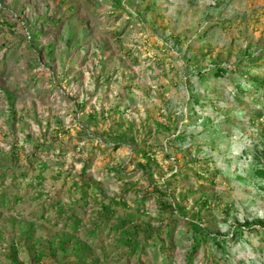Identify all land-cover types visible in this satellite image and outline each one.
Returning a JSON list of instances; mask_svg holds the SVG:
<instances>
[{"label": "rangeland", "instance_id": "374dc122", "mask_svg": "<svg viewBox=\"0 0 264 264\" xmlns=\"http://www.w3.org/2000/svg\"><path fill=\"white\" fill-rule=\"evenodd\" d=\"M29 2L23 16L30 24L44 16L62 22L52 51H34L11 0H0V173L17 169L9 154L16 143L23 147L16 164L42 180L35 191L23 181L22 200L0 214V264L120 263L123 243L104 233L101 250L99 238L75 232L68 219L79 215L81 187L96 201L97 186L85 187L79 176L84 164L110 197L125 193L134 208V191L157 185L184 220L227 239L223 249L209 242L212 261L201 248L191 264H264V86L251 84L264 81V58L248 60L264 48V0ZM217 65L227 74L215 78ZM36 144L63 155L32 166ZM137 148L150 159L146 169L131 162L143 159ZM119 166V180L104 176L118 179ZM191 237L179 223L171 264H184Z\"/></svg>", "mask_w": 264, "mask_h": 264}, {"label": "trees", "instance_id": "16d2710c", "mask_svg": "<svg viewBox=\"0 0 264 264\" xmlns=\"http://www.w3.org/2000/svg\"><path fill=\"white\" fill-rule=\"evenodd\" d=\"M12 5L16 8L15 18L20 21L23 28L26 30V45H31V48L36 51L37 48H41L39 51H47L48 53L52 51V44L55 38V35L58 33L57 31H53L54 27L59 29V26H56L55 24H60L62 22L61 17H39L35 19L36 21L32 22L30 24L27 19V17L24 15V8L30 4L29 0H11ZM4 25L8 26V28L12 29L13 24L8 23V20L2 21ZM51 27L53 29L51 30ZM120 35V33L117 34V36ZM47 37L49 36L51 41L49 43H41V37ZM68 41L69 46L74 45V36L72 33H69ZM82 38H85V35L82 33ZM80 37V38H81ZM33 38L36 40H39V46L37 47L33 43ZM82 41V39H81ZM250 47V45H249ZM29 48V47H28ZM67 48V47H66ZM70 52L73 53L75 50H79L80 47H69ZM85 47H83L84 49ZM86 50V49H85ZM84 50V51H85ZM261 53L258 55V57H251L248 59L249 61H254L256 59L262 57L264 58V48L261 49ZM87 52V51H85ZM228 70L223 67L222 65H217L216 69L211 70L212 75L215 78H220L224 74H227ZM198 72V74H200ZM201 75V74H200ZM252 85L259 87L264 86V81H252ZM238 88H241L240 85H237ZM264 93V91H263ZM194 101L199 102V95L194 94L193 95ZM82 106V105H81ZM80 107V106H79ZM83 129V128H82ZM109 138L113 137V135L108 134ZM115 138V137H114ZM56 139V136L53 138ZM113 141H118L117 144H121L122 141L118 139H113ZM17 144L14 143V145L10 146V155L12 158L15 159V162L13 163L17 169H10L7 171H4L2 174L0 173V189L1 187H9L10 189L7 190L0 196L1 202H0V214L4 213V210H11L16 205V202H19L22 200V196L20 195L21 190V184L23 181L27 180V186L31 188L32 190H37L40 188L42 184V180L40 178V175H34L31 177V179L28 177V172L22 168L19 167L16 164V160L19 159V154L21 153V150L23 147H17ZM116 147V144L114 145ZM31 148V152L28 153V163H30L32 166L37 161H40V157L42 156H50L52 158H60V155H63V152L56 150V148L51 146L45 147L44 144H36ZM151 150V149H150ZM135 152H140L142 160L138 159H132L131 162H135L138 168L146 169L149 166L150 159L147 157L146 151L144 150H135ZM8 154V153H7ZM60 154V155H59ZM59 155V156H58ZM153 156V155H152ZM62 157V156H61ZM165 158H170V155L165 154ZM87 165L84 164L79 172L80 179L82 180V185L84 184L85 187L89 186L90 184L97 186L98 191L97 194L93 193L90 194L91 196H94L93 198L96 200L93 202L92 200L89 202V198H87L86 194L82 191L84 187H81L79 189L81 195L79 198L75 199L76 202H78L81 206V210L79 211V215H69L68 219L71 220L74 224V231L77 232V230H84L86 232L87 238L96 237L101 240L99 247L101 250L105 245L104 238H101V235H104V233H107V236L113 237L115 240V243H123L127 250H121V253L118 255V261L119 264H171V256L172 252L176 250L177 244L174 241V234L177 232V226L179 223H187L189 225V228L192 230V237H191V243L186 248L184 252L183 261L184 264H191L193 260H195L199 250L201 248H204L205 256L210 261H212L211 257V251H210V245L213 244L219 249L226 248V244L228 243L227 239L221 238L216 239L212 236V232L208 230L205 226H202L199 222H188L184 220L180 215L178 207L176 205H173L170 201V194L166 192V190L158 189L159 187L154 184V189L152 193H141V189H136L134 191V199L132 200L133 203L136 205L134 208L128 205V202L125 201L124 195L125 193H121L118 196H112L110 197L106 191L101 187V181L103 180H93L88 176L87 174ZM117 177L115 178V175H112L111 172L105 173L104 176L107 177V175L110 174L112 176L113 180H119L120 174L123 172V168L119 166L116 169ZM141 178H145L148 180V183L150 184L151 181H154L153 179L146 178L144 173L141 174ZM149 175V173H148ZM175 173H173L170 178H175ZM108 178V177H107ZM114 180V181H115ZM167 181H170V179H167ZM73 186L78 185V183H73ZM134 183H132L133 185ZM81 185V186H82ZM128 183V187L132 186ZM74 189H77L74 187ZM126 192V191H125ZM142 194V195H140ZM97 195H100V200L97 201ZM106 198H109L108 202L105 201ZM152 201L154 204V209H150L149 205L147 206L149 201ZM55 204H60L58 202L56 203H50L49 206L56 207ZM120 207L122 208V211L120 212ZM130 207V209H129ZM7 210V212H8ZM151 211L155 214H158L157 217L151 218L150 213ZM162 215L165 217H162ZM85 216L89 217L88 224L87 221L83 218ZM143 216L144 218H149L147 220L139 221V218ZM240 230V229H239ZM237 231L240 232V231ZM243 232V231H241ZM234 233V236L237 234ZM241 235V234H240ZM209 249V250H208ZM207 250V251H206ZM79 256L84 258V256L79 254ZM109 256V253L106 255ZM105 257V258H107ZM152 261H151V260ZM72 264V263H69ZM81 264V263H78ZM91 264H98L96 260H93ZM114 264V263H109Z\"/></svg>", "mask_w": 264, "mask_h": 264}]
</instances>
